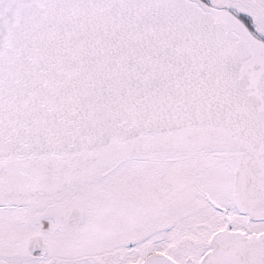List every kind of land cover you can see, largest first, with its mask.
<instances>
[{"label": "snow or ice", "instance_id": "obj_1", "mask_svg": "<svg viewBox=\"0 0 264 264\" xmlns=\"http://www.w3.org/2000/svg\"><path fill=\"white\" fill-rule=\"evenodd\" d=\"M0 264H264V0H0Z\"/></svg>", "mask_w": 264, "mask_h": 264}]
</instances>
